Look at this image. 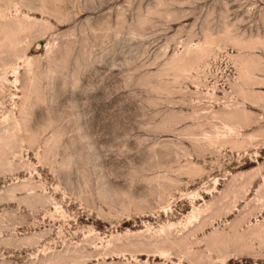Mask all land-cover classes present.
<instances>
[{
    "label": "rangeland",
    "instance_id": "374dc122",
    "mask_svg": "<svg viewBox=\"0 0 264 264\" xmlns=\"http://www.w3.org/2000/svg\"><path fill=\"white\" fill-rule=\"evenodd\" d=\"M263 37L264 0H0V264H264Z\"/></svg>",
    "mask_w": 264,
    "mask_h": 264
},
{
    "label": "bare ground",
    "instance_id": "6f19581e",
    "mask_svg": "<svg viewBox=\"0 0 264 264\" xmlns=\"http://www.w3.org/2000/svg\"><path fill=\"white\" fill-rule=\"evenodd\" d=\"M264 38V37H263ZM259 44V43H258ZM259 45H261V44H259ZM262 68H264V67H262ZM261 70H264V69H261ZM261 72V71H260ZM172 249V248H171ZM178 249V248H177ZM185 251V250H184ZM185 253H186V251H185Z\"/></svg>",
    "mask_w": 264,
    "mask_h": 264
}]
</instances>
